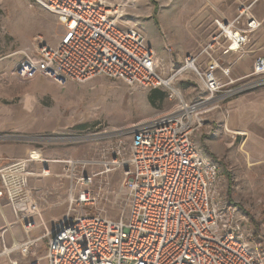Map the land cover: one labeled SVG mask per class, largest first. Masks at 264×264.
<instances>
[{"label": "built area", "instance_id": "1", "mask_svg": "<svg viewBox=\"0 0 264 264\" xmlns=\"http://www.w3.org/2000/svg\"><path fill=\"white\" fill-rule=\"evenodd\" d=\"M32 1L57 17L64 31L55 44L42 42L34 54L24 53L12 70L21 82L41 77L64 86L104 76L139 89L168 91L176 104L131 127L88 135L95 144L80 158L47 159L42 144H74L86 136L1 137L36 146L0 168V259L8 264H264V240L254 242L245 231V215L220 190L219 161L195 140L222 105L227 108L238 94L264 88V58L241 77H233L226 63L229 55L244 54L262 26L252 12L257 0L243 5L232 20L215 19L209 41L168 73L143 29L124 19L135 0ZM192 76L200 96L189 100L175 84ZM116 172L122 174L121 190L111 184ZM33 175L55 178L59 186L67 183V206L50 226L44 223L45 210L59 204L48 197L62 190L32 186ZM99 202L108 205L94 215L85 213ZM118 203L119 213L110 217ZM37 222L44 223L43 234L31 238ZM43 240L46 252L38 257L34 247Z\"/></svg>", "mask_w": 264, "mask_h": 264}, {"label": "rangeland", "instance_id": "2", "mask_svg": "<svg viewBox=\"0 0 264 264\" xmlns=\"http://www.w3.org/2000/svg\"><path fill=\"white\" fill-rule=\"evenodd\" d=\"M126 1L109 0L113 4H124ZM137 1L140 0H135L134 4L127 7V16L124 19L126 22L133 19L134 24L142 28L137 22L142 20L145 14L135 9ZM63 31L59 19L32 0H0V74L12 72L24 53L34 54L40 43L55 44L62 36ZM157 56L160 59L158 53ZM160 60L165 68L173 67L166 59ZM51 84L53 86L52 91L49 92L51 100L48 99L47 104L59 118L60 124L63 123V126L59 124V131L45 136L59 133L66 137L86 136L87 138L88 135L105 129L128 128L138 122L168 113L174 109L176 104L175 100L168 98V91L139 89L120 80L104 76H99L83 84L70 80L64 86L56 85L53 82ZM175 88L189 100L200 96L197 81L193 76L188 82L182 80L176 82ZM249 92L251 90L240 93L233 99ZM162 94L165 95L164 98ZM226 112H228L227 115ZM229 115V108H226L225 104L222 105L221 109L207 117L202 133H198L195 140L200 147L219 161L221 192L228 204L236 205L240 213L245 215V231L252 235L254 242H260L264 240V162H256L250 158L246 154L241 140L230 128L227 129L226 120ZM129 140L128 138L127 141ZM94 144L87 138L74 144H59L62 148L61 152H55L56 150L52 152L58 156L80 158L88 156ZM42 145L44 148L46 147L45 143ZM56 146L51 145L50 147ZM110 180L115 189L121 190L123 181L120 172L113 173ZM53 185L62 190L59 193L62 196L59 200H65L63 203L59 202L55 208L60 209V205L64 204V210L60 214L54 212L57 215L53 219L45 216L44 223L47 226L59 219L67 206L64 189L67 183L59 186L55 179L53 183L47 184V186ZM55 196L48 198L51 200V197ZM120 202L122 203V200ZM106 205H108L106 202H99L95 206L86 207L85 213L94 215ZM120 206L118 203L117 208L109 210V216L116 217L121 209ZM7 212L11 217L9 210ZM44 223L37 222L34 232L30 235L31 238L43 234ZM12 230H15L16 239H23L22 231L18 225H13ZM8 236L10 237V233ZM45 252L46 240L38 242L34 247V254L42 257ZM0 264L8 263L6 260L0 259Z\"/></svg>", "mask_w": 264, "mask_h": 264}, {"label": "crops", "instance_id": "3", "mask_svg": "<svg viewBox=\"0 0 264 264\" xmlns=\"http://www.w3.org/2000/svg\"><path fill=\"white\" fill-rule=\"evenodd\" d=\"M252 1L254 0H140L135 9L145 14L137 23L142 26L148 43L156 50L160 59H166L173 67H179L188 54L197 53L209 41L215 30V19L222 17L232 20L243 5ZM252 12L262 26L253 33L251 42L241 57L239 54H231L226 58V63L231 65L233 77L248 75L252 72L254 61L264 58V0H257ZM127 23L133 25L134 21L128 20ZM162 68L165 72L169 69L163 65ZM52 87L51 82L41 77L21 82L11 71L0 74V168L15 159L28 156L36 146L34 143L1 140V137L7 134L43 136L59 131L58 127L63 126L47 104L48 99L51 100L49 92ZM227 108L230 111L226 120L227 129L230 128L241 140L250 158L256 162H264V88L229 101ZM50 146L51 144H47L42 148L43 156L47 159L74 157L55 155L62 148L59 145L53 147L55 149ZM53 150L56 151L53 153ZM51 168L60 171L61 166L53 164ZM36 170L38 171L37 167ZM47 179H38L33 175L30 184L46 187L48 183L55 181L53 178ZM61 197L58 194L51 197L49 202L52 204L53 200H57L63 203L64 201L59 200ZM63 210L64 204L60 205V209L48 206L45 216L53 219ZM3 225L0 218V228Z\"/></svg>", "mask_w": 264, "mask_h": 264}, {"label": "trees", "instance_id": "4", "mask_svg": "<svg viewBox=\"0 0 264 264\" xmlns=\"http://www.w3.org/2000/svg\"><path fill=\"white\" fill-rule=\"evenodd\" d=\"M162 97L164 98V97H165V95H164V94H162Z\"/></svg>", "mask_w": 264, "mask_h": 264}]
</instances>
